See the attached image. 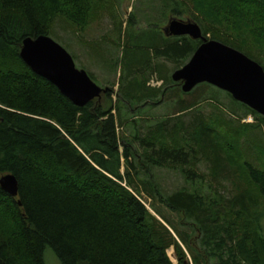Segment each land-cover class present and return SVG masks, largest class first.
Listing matches in <instances>:
<instances>
[{
  "label": "trees",
  "instance_id": "trees-1",
  "mask_svg": "<svg viewBox=\"0 0 264 264\" xmlns=\"http://www.w3.org/2000/svg\"><path fill=\"white\" fill-rule=\"evenodd\" d=\"M191 1L196 14L187 19L203 35L264 69L262 52L252 50L262 51L264 0ZM90 8V0H0V176L11 173L18 182L15 196L0 188V264H48L46 247L60 264H173L170 247L176 264H264V168L241 158L238 129L219 132L216 120L197 115L187 130L182 118L204 98L186 100L190 91L180 82L159 68L147 72V62L134 57L118 85L106 83L99 98L76 106L22 61L25 37L49 36L57 16L83 26ZM158 31L164 37L149 51L177 67L201 43ZM153 75L161 86L147 83ZM168 101L174 112L146 124L147 109ZM231 101L264 130V116ZM128 126L130 134H119ZM207 150L218 162L216 175L234 165L244 189L228 197L211 185L201 192L205 180L196 185V172L185 165ZM260 150L264 155V145ZM164 165L179 167L191 189L163 193L152 168ZM163 207L179 215L177 224Z\"/></svg>",
  "mask_w": 264,
  "mask_h": 264
},
{
  "label": "rangeland",
  "instance_id": "rangeland-1",
  "mask_svg": "<svg viewBox=\"0 0 264 264\" xmlns=\"http://www.w3.org/2000/svg\"><path fill=\"white\" fill-rule=\"evenodd\" d=\"M90 1L91 8L85 25L79 26L62 16H57L53 21L49 36L66 49L72 56L75 66L84 69L97 85L103 86L113 80L118 85L120 73L125 74L126 65L133 62L134 57L140 62H147V72L150 69L158 70L159 68L161 69L159 72L166 73L168 76H171L175 69L182 66L181 64L177 67L172 61L154 57L149 50L151 47L157 46L161 38L163 39L164 35L159 33L158 29L161 30L166 25L169 16L185 20L191 18L193 13L196 14L191 0ZM175 7L179 10V15H172L171 11ZM209 36L210 33L207 34L208 38ZM260 45L262 51L255 47L252 50L262 52L261 57L264 59V40L260 42ZM167 82L170 83L169 80ZM147 83L152 86H161L162 80L156 79L153 75ZM201 84L183 96L186 100H192L194 96L197 97V100L204 98L197 107L187 112L182 118L184 125L187 124V130H190L189 123L197 115L207 117L210 122L216 120L214 124L219 132L227 131L233 134L238 129L241 131L238 135L241 158H245L257 167L264 168V155L260 150L264 145V130L257 126L256 122L259 121H256L251 114L243 115L242 109L232 103L231 97L227 96L225 91L211 84H208L209 86ZM116 85L114 89H116ZM210 92L215 93L216 97L212 101L208 99ZM172 104L171 101H168L155 105V107H149L146 113L149 119L145 123L153 126L155 121L162 119L165 114L173 113L174 106ZM230 109L236 111L233 113L235 115L231 114ZM248 117H250V121L247 120ZM122 131L125 134H130L131 127L119 129V134ZM191 155L194 156V159L188 163L190 165H185V168L193 169L196 172V185L201 182L200 178L205 180V185L201 186L202 193L208 192L209 185L212 186V190H217L225 197L245 188L247 183L241 171L234 165L227 167L232 172L225 169L222 174L216 175V172H219V167L218 162L211 160L212 150H207L205 154L201 153L197 157L196 153ZM152 174L155 183L165 194L180 188L191 189V183L186 180L179 167L154 166ZM140 197L149 210L154 213L150 208L151 199L143 192ZM162 210L169 219L177 224L180 218L177 213L164 207ZM261 227L264 236V218L261 221ZM181 230L186 231L187 227H181ZM167 253L173 264H176L173 248H168ZM43 257L48 264H60L48 247L44 249Z\"/></svg>",
  "mask_w": 264,
  "mask_h": 264
},
{
  "label": "water",
  "instance_id": "water-1",
  "mask_svg": "<svg viewBox=\"0 0 264 264\" xmlns=\"http://www.w3.org/2000/svg\"><path fill=\"white\" fill-rule=\"evenodd\" d=\"M162 31L168 36H188L201 43L190 58L171 73V79L189 92L197 84L208 83L231 95L264 116V69L243 52L202 34L198 23L170 17ZM19 56L37 75L45 78L76 106L99 98L106 88L97 85L88 73L75 66L72 56L50 36L25 37ZM0 188L17 194L18 182L11 173L0 176Z\"/></svg>",
  "mask_w": 264,
  "mask_h": 264
},
{
  "label": "built area",
  "instance_id": "built-area-1",
  "mask_svg": "<svg viewBox=\"0 0 264 264\" xmlns=\"http://www.w3.org/2000/svg\"><path fill=\"white\" fill-rule=\"evenodd\" d=\"M247 120L250 121L251 120L250 117H248Z\"/></svg>",
  "mask_w": 264,
  "mask_h": 264
}]
</instances>
